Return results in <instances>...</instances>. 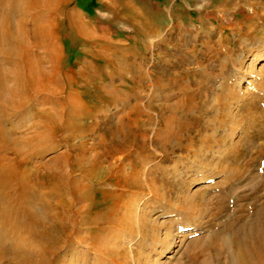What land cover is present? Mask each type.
<instances>
[{
    "label": "rangeland",
    "instance_id": "rangeland-1",
    "mask_svg": "<svg viewBox=\"0 0 264 264\" xmlns=\"http://www.w3.org/2000/svg\"><path fill=\"white\" fill-rule=\"evenodd\" d=\"M68 2L66 10L83 17L90 27L86 37L73 30L70 34L62 23L57 41L62 71L77 70L81 66L75 65L78 57L91 67L99 68L103 59L96 57L105 53L106 48L102 47L105 41L118 48L120 54H126L112 55L111 65H105L108 68L103 69L95 83L83 85L82 81L68 86L66 91L76 95L83 107L91 108L92 113L110 115L111 123L121 114L126 116L123 121L126 126L137 118L132 133L145 149L139 151L138 144L134 148L139 150L131 147L127 152L142 160L139 167L147 169L157 179V189L153 193L146 185L139 190L122 189V197L136 214L127 224L132 230L107 222L98 227L86 222L79 233L84 240L75 239L66 254L60 252L65 255L63 263L81 264L84 253L89 252L86 264H112L109 258L102 257L88 245L101 242L113 249L116 245L127 251L133 249L139 255V264H191L187 247L193 243L190 253H199L201 261L216 264L203 239L217 232L209 243L211 246L220 244L227 235V225H237L242 218L251 220L249 208L264 202V188L258 189V180L264 176V155L258 157L254 153L255 146L264 142V0ZM25 42L29 48L33 47L30 38ZM72 60L74 65L69 66ZM113 87L116 91H107ZM107 92L119 97L117 105L111 107L97 100V95ZM41 96H32L27 109L14 113L12 109L7 110L3 123L13 136L32 139L29 147L19 146L25 153L18 158L33 153L22 167L28 171L36 168L43 174L50 171L49 165L56 163L59 168L65 163L63 154L67 146L61 144L51 148L58 136L45 140L33 135L36 131L43 133L52 125L51 122L42 127L37 125L41 123L39 109L47 108L50 102L49 99L44 102ZM161 111L163 115L174 114L172 128L186 125L180 143H187L193 136L190 158L185 156L186 149L163 157L157 152L159 150H152L164 128L162 118L157 115ZM109 126L107 123L84 130L82 136H76L70 143L83 151L88 150L93 143L104 139L106 135L102 130ZM61 134L63 136V132ZM197 138L204 139L207 144L212 142V150L193 155L194 148L202 145ZM44 145L45 152L41 151ZM128 163L129 160H123L121 166ZM228 171L236 174L227 182L225 173ZM76 173L72 172L74 177H78ZM38 180L40 196L49 208L42 214H50L56 201L71 198L68 194L62 198L54 195L48 181L43 177ZM164 189L170 190L165 193L171 203L165 200ZM198 191L204 194L195 198L190 206L200 204V212L194 211V219L184 222V212L176 209L177 202L180 205L181 196ZM160 196H164L162 201ZM85 204L83 201L76 206ZM54 211L68 213L59 203ZM80 213L86 220L90 212ZM140 216L147 226L157 230L149 238L136 231L135 223ZM92 232L96 235L93 241L87 238V233ZM167 233H171V238L162 240ZM158 234L156 241L153 235ZM225 259L222 257V262Z\"/></svg>",
    "mask_w": 264,
    "mask_h": 264
},
{
    "label": "bare ground",
    "instance_id": "bare-ground-1",
    "mask_svg": "<svg viewBox=\"0 0 264 264\" xmlns=\"http://www.w3.org/2000/svg\"><path fill=\"white\" fill-rule=\"evenodd\" d=\"M68 1L0 0V264H64L65 255H60V252L64 251L66 254L75 239L84 240L79 233L86 226V222L96 227L107 222L130 229L127 224L136 214L133 213L132 205L122 197V189L139 190L142 185H146L151 193L157 189V179L150 171L139 167L142 160L139 161L127 152L129 148L139 144L132 133L137 118L126 126L123 123L126 116L121 114L117 121L111 123L110 115L92 113L91 108L83 107L84 104L76 95L66 91L68 86L82 81L83 85L86 82L95 83V79L104 71L97 67L91 68L84 61L77 70L62 71L57 44L62 23L70 34H73V30L86 37L90 27L83 17L66 10ZM27 38L32 40V48L26 45ZM111 45L113 44L105 41L102 47L109 49ZM107 91L113 92L116 89L113 87ZM108 92L97 95V100L113 107L120 99ZM35 95H43L41 98H44V102L47 99L50 101L47 102V108L39 109L41 123L37 125L42 127L47 122L52 125L49 129H44L43 133L36 131L33 135H36V139L58 136L57 142L51 148L61 144L67 146L63 154L65 163L59 168L53 163L54 165H49L50 171L43 174L36 168L28 171L22 167L24 161L34 155L33 153L28 157L18 158L21 153H25L23 147H29L30 137L13 136L3 123L7 110L12 109L11 113H14L27 109ZM163 114V111L160 115L157 113L162 118L164 128L156 138L155 148L152 147V150H159L157 152L163 157L165 154H174L175 150L186 149L185 156L190 158L192 143L195 141L193 136L189 137L187 143H180L186 125L172 128L174 114ZM158 117L156 116L157 119ZM127 118L128 121L131 120ZM107 123L110 128H103L102 133L106 135L104 139L93 143L88 150L83 151L75 143H70L76 136H82L84 130ZM197 139L202 145L194 148L193 155L207 154L212 150V142L207 144L204 139ZM138 147L140 150L134 149L144 152V144H139ZM41 148H45L41 151L47 149L45 145ZM169 150L172 152H168ZM41 151L39 152L43 153ZM254 153L258 157L264 155V142L255 146ZM11 155L13 156L10 157ZM123 160H129V163L121 166ZM72 172H77L78 177H74ZM225 174L228 182L236 173L228 171ZM39 177L52 185L51 192L54 195L59 194L62 198L68 194L71 197L62 198L52 204V212L48 215L42 214V211L49 208L40 196ZM81 179L86 180V183L83 184ZM258 182V189L264 188V176ZM166 191L170 190L164 189L162 194L165 197L160 196L159 199L162 201L164 197L171 203L169 196L167 199ZM200 192L180 197L182 203L178 205L177 202L176 209L184 212L182 221L190 222L194 219L193 212H200V204L190 206L195 198L204 194ZM83 201H86L85 205L76 206ZM58 203L66 208L67 215L54 211L58 208ZM249 209L252 212L251 220L242 218L237 225H227V235L220 244L211 246L209 243L217 232L203 239L216 264H264V202ZM83 210L90 212L86 220L80 213ZM135 224L140 236L149 238L153 232H157L154 227L147 226L141 216ZM94 234L87 233V238L91 237L93 241L96 237ZM158 236L159 234L153 235L154 240L158 241ZM166 238L170 239L171 233L165 234L162 240ZM192 244L187 247L191 264H208L201 261L199 253H190L194 248ZM88 245L102 257L109 258L112 264H139V255L133 249L127 251L119 245L113 249L111 245L101 242ZM89 256V252L84 253L81 264H86ZM222 257L226 258L225 262H222Z\"/></svg>",
    "mask_w": 264,
    "mask_h": 264
},
{
    "label": "crops",
    "instance_id": "crops-1",
    "mask_svg": "<svg viewBox=\"0 0 264 264\" xmlns=\"http://www.w3.org/2000/svg\"><path fill=\"white\" fill-rule=\"evenodd\" d=\"M80 9L81 10H83L82 9V7H80ZM74 35H76V34H74ZM78 35V34H77ZM94 47H95V45H94ZM109 48H111L110 49V51L108 50V48H106L104 51H105V53L103 52L101 55H99V57L97 56L96 57V59L98 58H102L103 59V63H100L99 65H101L100 67H99V69L101 68V69H104V68H106L107 66H105V65H111V63H112V55H114L115 54V56H117V55H119L120 54V50H118V48L116 49L113 45H111ZM113 50V51H112ZM116 50V51H115ZM114 52H116V53H114ZM124 55L126 54V52H124L123 53ZM122 53L120 54V55H123ZM93 56H96V55H93ZM87 58V57H86ZM84 61V63L86 64V62H85V60H80V58L78 57L76 60H75V65L77 66V65H79V64H81V62H83ZM71 63L69 64V66H73L74 64V60H72V61H70ZM90 63V62H89ZM86 65H88V66H90L89 64H86ZM93 65H95L96 66V64H93ZM91 67V66H90ZM97 67V66H96ZM92 68V67H91ZM98 68V67H97ZM108 68V67H107Z\"/></svg>",
    "mask_w": 264,
    "mask_h": 264
}]
</instances>
